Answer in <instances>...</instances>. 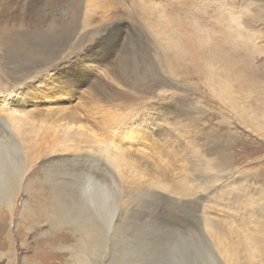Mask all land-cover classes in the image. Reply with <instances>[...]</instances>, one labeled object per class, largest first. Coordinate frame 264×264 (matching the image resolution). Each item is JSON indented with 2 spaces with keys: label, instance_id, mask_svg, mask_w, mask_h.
Instances as JSON below:
<instances>
[{
  "label": "rangeland",
  "instance_id": "obj_1",
  "mask_svg": "<svg viewBox=\"0 0 264 264\" xmlns=\"http://www.w3.org/2000/svg\"><path fill=\"white\" fill-rule=\"evenodd\" d=\"M9 1L0 0V13ZM24 1L6 9L0 38L13 31L51 38L60 27L77 25L66 47L34 69L23 71L22 60L7 58V47L0 45V115L31 155V178L43 181L32 183L30 201L51 206L48 180H54L58 196H81L90 173L108 197L102 264H264V0H27L38 23H49L20 30L8 14L20 12ZM119 18L128 25L104 37L96 34L103 22ZM171 18H178L174 29L167 26ZM176 29L185 40L192 36L199 56L197 63L180 60L174 71L167 59L180 54L169 48ZM96 38L113 52L133 87L121 89L115 100L80 91L70 98H42V80L77 60ZM64 113H77L91 136L67 151L55 145L57 151L49 153L58 130L32 129L34 121L51 122ZM16 118L26 128L12 122ZM18 129L29 132L20 136ZM26 198L22 192L15 215L7 218L16 264H72L65 246L76 240H66L68 226L50 229L33 215L38 228L28 230L36 226L32 220L20 223ZM45 250L58 258L50 259ZM0 264H8L6 256Z\"/></svg>",
  "mask_w": 264,
  "mask_h": 264
},
{
  "label": "bare ground",
  "instance_id": "obj_2",
  "mask_svg": "<svg viewBox=\"0 0 264 264\" xmlns=\"http://www.w3.org/2000/svg\"><path fill=\"white\" fill-rule=\"evenodd\" d=\"M34 1L35 0H32L31 2ZM14 3H16V0H10L8 5L5 6L4 10L0 13V25L2 21L6 22L5 20L7 17L6 9H8V7L10 5L12 6ZM20 4H22L20 12L8 14V19L10 20V22L13 21V23H16L20 27V30H24L32 27L37 28L40 26L45 27L46 25H48L49 22L48 23L45 22L43 24L38 23V21L35 19V15H34L35 13L31 12L33 7H31V5L27 3V0H25L23 3ZM172 19L175 18H171V20L168 21L167 26L174 29L175 27L171 25H173L172 23L176 25L178 22L177 21L178 18L175 19L173 22ZM222 19L223 18H221V20ZM105 23L106 22H103V24L101 25L99 29L100 33L99 30L96 33L98 34L99 37H104L103 35L105 34V32L107 34L112 29L119 31L123 27H126L128 25L124 19H120V18L111 20L109 23L107 22V24ZM76 26H77L76 23H72V22L67 25H64L59 29H57L56 31H54L51 38L43 37L41 34L36 33L34 31L32 32L25 31L22 33L13 31L9 36L0 38L2 39L0 45H4L5 47H7L8 49L7 50L8 55L6 56L7 58L11 60L12 59L22 60L23 64L21 68L23 71L27 69H34L44 61L50 60L53 57H55L57 52L62 51L64 47H66V44L70 42L69 38L70 37L72 38L73 34L76 31ZM181 29L185 30V27L182 26ZM180 31L181 30L176 29V32L173 33L174 35H172V37L170 38L171 39H174L176 37L178 38L177 40L174 39L175 42L174 43L172 42L171 47L168 46L169 48H172L173 51L176 50V52L178 51V53H180L175 55L174 58H172L173 55L171 54V56L169 55L170 58L167 59L168 62L170 63L172 62L173 66H175L174 71L178 69L180 60L183 61L188 60L187 62L190 61L192 63H197L198 61L197 57L199 56V49L194 47L192 39H190L192 36L190 38L187 37L188 40H185L184 37H181ZM102 41L103 40H101V38L100 39L96 38L95 42L89 48H86L85 49L86 51L84 53H82L80 56L77 57V60H75L74 62L68 65L57 68L55 70V75L43 79L42 86L39 88L37 93H39L42 96V98L45 95H49V94H55V96H61V97L67 95V97L70 98L72 94L76 95V93L80 91L88 94L94 93L100 95L103 99L115 100L118 97V94L123 93L121 89L125 90L132 88L133 87L132 80L125 78L124 74L122 73L123 70H121V68L116 63V59L113 58V52L107 50L106 49L107 47L101 43ZM181 41L182 43L188 41V44L186 46L180 44ZM189 46L191 48V51L190 50L188 51V49H186ZM218 60L220 59L218 58ZM221 63H223V61ZM212 64L214 63L212 62ZM215 64L217 68V63ZM213 78H211V81L213 80ZM216 82L213 83L215 84ZM218 84H216V87ZM214 89H212V91ZM226 91H228V89ZM222 93L224 92L222 91ZM234 103H236V101ZM22 104L25 105V103ZM50 113L51 112L48 111L47 116H49ZM51 117L49 116V118ZM248 118L249 117L247 115L244 116V120L246 121V123H248L247 122ZM47 120L48 119L46 118L41 122L39 119L37 120L38 122L33 120L34 127L32 129L41 130L42 126L44 125L47 129L53 128L58 130L57 132L58 135L52 140L54 141V143L52 145L49 144V146L47 147V151L49 153H54L57 151V148H54L57 147L55 145H58L59 147L58 149L67 151L72 148L71 147L73 145L72 143L76 145L77 140H81L82 138L91 136L88 133L89 130H87V126L83 123L81 117L77 113H64V114H60V116H58L56 119H54L51 122ZM23 121H24L23 119H19V118L12 120V122H15V124L18 125V127H20L21 129L26 128ZM0 124L2 126L1 128L4 130L3 133L0 131V257L6 256L8 260V264H16L17 256L14 257L13 255L14 254L12 251L13 243L9 237L10 232L8 231V227H7V218L8 216H12L13 218V216L15 215V210L19 204V198L22 192H25L27 194V198L24 200L22 207L20 209L21 210L20 223H23V221L26 222L32 220L35 221L34 223L36 226L30 227L28 228V230L32 231L33 229L38 228L37 226L41 223H38L35 219H32L31 216L33 215L35 217L40 216L44 218L45 219L44 221L48 222L46 223L48 224L50 229H56V228L59 229L60 227L66 225L70 228L68 231L69 233L64 234L66 240H70L71 238L76 240L75 243H70V244L68 243V245L65 246V248L69 249V251L72 252V256H73L72 264H102V258L105 254L102 255L103 250L101 249L104 247V245H106V234L108 233L105 232L106 230L105 225L101 221V219H103V213L106 210L105 209L106 199L108 198L106 197L107 190L105 186L102 183H99L98 180H96L97 177L92 176L90 173H88L87 175H85L86 178L83 179L81 196L74 195L73 197H71V195L67 193L66 194L61 193L62 195L60 194V196H58L55 194L57 187L56 184H53L54 180H48L51 188L50 190L52 192V194L49 197L51 199L50 200L51 206L46 207L45 203H42L41 201L39 202L37 200L38 198L36 199L37 203L35 201L34 203L33 201L31 202L30 199L34 198L30 191L33 187L32 183L43 182V181L38 178H31L32 176L31 174L33 172L31 170L32 165H30L29 163L31 155H29L30 153L27 152L26 147L24 151V149L22 148L21 144L19 143L16 135L14 134L11 128L10 122H8L5 119V117L2 115H0ZM260 126L261 128H264V123H263V127L262 125ZM23 132L24 133H22L19 130L17 135L26 137L29 130L26 129ZM81 141H86V140L82 139ZM7 142H9V144H7ZM13 149L16 151L15 153ZM114 155L116 154L111 153V156L114 157L115 160L118 159L123 160V158L116 157ZM79 157H80L79 160L80 162L82 161L87 162L89 158V156H79ZM73 161H76V158L74 156L71 159V162ZM218 167L219 166L217 164L213 165V168H215L216 170H218L217 169ZM45 173L47 177L50 174L48 171ZM262 174L264 179V173ZM35 192L37 194H40L41 191H38L36 189ZM97 194L103 196H97ZM262 199H264V193L261 194V200ZM90 205L94 208V212H93L94 214H92L91 213L92 211L87 208ZM51 208H54L53 211H50ZM118 211H119V206H117L114 212L111 213V221H110L111 229L114 228L116 223L115 222L116 218L119 217ZM35 212H38L40 215L36 214ZM41 252L44 253L45 255H49V258L52 260H55L54 257L59 256L58 254L57 256L56 255L54 256L53 254L50 255L48 253L49 251L46 252V250L45 252L43 251ZM23 262H24L23 264H33V263H28L29 261L27 260Z\"/></svg>",
  "mask_w": 264,
  "mask_h": 264
}]
</instances>
